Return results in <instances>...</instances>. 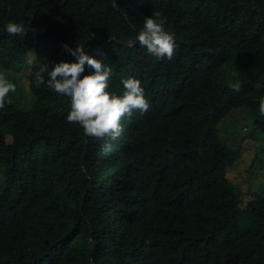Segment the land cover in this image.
<instances>
[{"label":"trees","instance_id":"1","mask_svg":"<svg viewBox=\"0 0 264 264\" xmlns=\"http://www.w3.org/2000/svg\"><path fill=\"white\" fill-rule=\"evenodd\" d=\"M155 11L171 60L135 39ZM64 45L111 68L110 93L141 82L150 108L110 151L34 83L40 64L74 62ZM0 71L17 89L0 109V264H264V185L226 178L238 153L218 133L246 108L264 135V0H0Z\"/></svg>","mask_w":264,"mask_h":264},{"label":"clouds","instance_id":"2","mask_svg":"<svg viewBox=\"0 0 264 264\" xmlns=\"http://www.w3.org/2000/svg\"><path fill=\"white\" fill-rule=\"evenodd\" d=\"M167 18L159 11L145 17L142 30L136 36L140 46L146 48L147 53L157 59L171 60L175 55V34L165 30ZM27 31L24 23L9 22L6 32L11 36H24ZM129 46L132 42L129 41ZM74 58V62L40 64L34 73L36 87L47 84V87L57 95L70 100V111L66 120L69 124L76 123L83 130V134L94 140L101 141L102 151H110V140H116L124 131L122 121L131 120L135 113L144 114L150 108L141 82L135 78L121 81L123 92L116 95L107 91L111 68L101 60L94 59L83 50V45H77L73 50L63 46ZM85 66L92 69L88 75H82ZM47 76V80H45ZM230 87L239 92V81L231 83ZM260 88V85H257ZM16 85L9 82L0 74V109L10 103L9 93L16 92ZM259 113L264 116V98L259 102Z\"/></svg>","mask_w":264,"mask_h":264},{"label":"rangeland","instance_id":"3","mask_svg":"<svg viewBox=\"0 0 264 264\" xmlns=\"http://www.w3.org/2000/svg\"><path fill=\"white\" fill-rule=\"evenodd\" d=\"M5 73V71H0V74L5 75ZM15 74L21 78L23 91H26L28 89L26 79L20 72H15ZM21 98L25 102L28 99L27 96ZM218 133L221 139L238 153L237 161L226 169V178L248 195L262 190L264 185V135L256 131L250 110L242 108L230 112L218 125ZM245 168L249 172L248 176H246Z\"/></svg>","mask_w":264,"mask_h":264}]
</instances>
